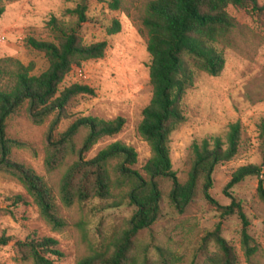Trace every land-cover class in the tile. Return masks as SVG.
I'll list each match as a JSON object with an SVG mask.
<instances>
[{
    "label": "trees",
    "instance_id": "16d2710c",
    "mask_svg": "<svg viewBox=\"0 0 264 264\" xmlns=\"http://www.w3.org/2000/svg\"><path fill=\"white\" fill-rule=\"evenodd\" d=\"M20 0H0V18L4 3ZM91 0H75L74 8L65 14L68 23L51 18L48 26L54 41L27 40V45L43 54L47 69L34 75V64L24 65L14 58L0 59V172L17 181L36 205L40 217L52 231L65 229L67 222L59 216L57 198L65 208L83 206L92 201L102 203L100 210H112L127 205L134 208L129 219L111 233L98 230L94 243L87 242L86 252L76 264H174L175 255L164 249L150 236L142 243V232L151 227L161 215L162 181L170 184L166 197L169 206L178 214L200 195L214 207L221 218L238 216L242 223L241 249L249 260L257 252L248 233L249 222L231 190L249 177H262V167L248 165L238 168L224 189L231 200L229 206L219 205L210 195L212 176L218 165L232 161L238 154L242 140L240 123L229 125L223 136L194 142L191 147V167L188 178L181 183L172 169L170 139L185 122L183 100L193 87L197 72L218 77L224 68L223 49L235 47L234 32L237 21L228 8L250 16L264 15V5L257 0H148L136 17L139 31L146 37L150 57L149 81L152 95L142 111L138 135L148 145L150 157L143 167L144 176L133 169L136 152L120 142H114L93 158L86 155L103 138L118 135L126 120L112 121L98 118H78L62 133L54 135L58 124L70 118L69 109L79 96H94L92 88L72 84L62 88L65 78L74 68L90 61L102 60L107 49L105 41L85 45L78 34L87 22ZM110 10L118 11L122 0H100ZM117 21L108 34L119 31ZM24 111L35 125L52 117L47 139L44 165L48 172L66 167L55 193L30 168L13 159L15 150L32 151V146L7 135L8 121ZM85 135L80 146L76 137ZM264 149V124L259 128ZM257 197L264 205V181L260 180ZM14 203H23L21 196ZM9 238L0 237V246H7ZM58 242L44 238L17 243L33 264H55L53 257L62 258ZM212 246L214 250L208 251ZM204 255L202 264H237L235 252L223 238L221 224L207 232L200 242ZM155 252V256L152 252Z\"/></svg>",
    "mask_w": 264,
    "mask_h": 264
},
{
    "label": "rangeland",
    "instance_id": "374dc122",
    "mask_svg": "<svg viewBox=\"0 0 264 264\" xmlns=\"http://www.w3.org/2000/svg\"><path fill=\"white\" fill-rule=\"evenodd\" d=\"M148 0H122L118 11L110 10L108 3L91 0L88 20L78 30L82 43L89 45L105 41L107 49L102 60L84 63L74 68L65 78L62 88L80 84L92 88L95 95L75 98L69 109L70 118L62 120L54 135L64 132L78 118H98L112 121L117 117L126 120L122 131L97 142L86 155L93 158L99 151L114 142L132 148L137 154L133 169L144 176L143 167L150 157V149L138 135L142 111L148 105L152 87L149 81L150 57L146 50V37L139 31L136 17ZM264 5V0H257ZM1 4V2H0ZM5 12L0 18V59L14 58L24 65L34 64V75L44 72L47 61L43 54L27 45L33 38L53 42L54 33L48 26L51 18L71 23L65 14L74 8L75 0H20L4 3ZM237 21L234 32L235 47L224 48V68L218 77L197 72L193 87L186 93L185 122L172 134L170 157L172 169L184 183L191 167V147L194 142L223 136L229 125L240 123L242 140L237 156L230 162L218 165L212 176L211 197L221 206L231 200L224 189L232 174L240 167H262L263 176L249 177L231 190L249 222L248 233L257 247L249 260L241 249L242 223L238 216L221 218L214 207L199 195L184 214L170 206L166 194L170 184L162 181L163 200L161 215L151 227V232L141 233L142 243L155 242L175 255L174 264H202L204 255L200 242L207 232L221 224L222 236L233 248L237 264H264V205L257 197L260 180L264 181V149L259 128L264 124V15L250 16L228 8ZM117 21L119 31L108 34V28ZM81 74V76H80ZM52 117L44 124H33L22 111L7 123L10 138L27 142L32 151L15 150L13 159L34 171L56 193L65 166L48 172L44 165L47 133ZM85 135L76 137L80 146ZM21 196L23 203H14ZM59 216L67 222L60 232L52 231L38 213L36 205L22 186L0 172V237L9 238L7 246H0V264H33L17 243L44 238L58 242L62 258L53 257L55 264H76L86 252L87 242L94 243L98 230L111 233L131 217L134 208L124 205L112 210H100L101 202L95 200L83 206L65 208L56 200ZM214 248L208 247L212 252ZM155 256V252H152Z\"/></svg>",
    "mask_w": 264,
    "mask_h": 264
},
{
    "label": "built area",
    "instance_id": "2783aa9c",
    "mask_svg": "<svg viewBox=\"0 0 264 264\" xmlns=\"http://www.w3.org/2000/svg\"><path fill=\"white\" fill-rule=\"evenodd\" d=\"M80 76H81V74H80Z\"/></svg>",
    "mask_w": 264,
    "mask_h": 264
}]
</instances>
